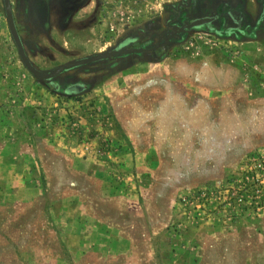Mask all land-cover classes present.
I'll return each instance as SVG.
<instances>
[{
	"label": "rangeland",
	"instance_id": "rangeland-1",
	"mask_svg": "<svg viewBox=\"0 0 264 264\" xmlns=\"http://www.w3.org/2000/svg\"><path fill=\"white\" fill-rule=\"evenodd\" d=\"M10 2L0 264H264V0Z\"/></svg>",
	"mask_w": 264,
	"mask_h": 264
},
{
	"label": "water",
	"instance_id": "water-1",
	"mask_svg": "<svg viewBox=\"0 0 264 264\" xmlns=\"http://www.w3.org/2000/svg\"><path fill=\"white\" fill-rule=\"evenodd\" d=\"M189 2L191 0H188ZM3 2V7H4V14L8 26L9 33L12 37V40L16 46L19 58L22 62V64L25 66V68L36 78H38L40 81L46 83V84H51L52 79L57 76L58 74L62 73L65 69L87 64L90 62L98 61L103 58H110L113 55L116 54H122L126 52H141V51H146L148 50L147 48H129V49H121L118 46L114 47L113 49L107 50L102 53H97V54H92L90 56L82 57V58H77V59H72L69 61H66L62 64H59L58 66L55 67V69L48 70V71H43L38 68H36L31 61L29 60L22 40L19 36L18 30L16 28V24L14 21L13 13H12V7H11V2L10 0H2ZM212 20V17H202V18H196L189 23L183 24L181 26L174 24L173 28L174 31L177 32L179 30H183L186 28H194V27H200L206 23H209ZM159 45H155L151 49L157 48Z\"/></svg>",
	"mask_w": 264,
	"mask_h": 264
},
{
	"label": "crops",
	"instance_id": "crops-1",
	"mask_svg": "<svg viewBox=\"0 0 264 264\" xmlns=\"http://www.w3.org/2000/svg\"><path fill=\"white\" fill-rule=\"evenodd\" d=\"M250 1H253V2H254V3H253V7L256 8V7H257V4L255 3L256 0H250Z\"/></svg>",
	"mask_w": 264,
	"mask_h": 264
}]
</instances>
